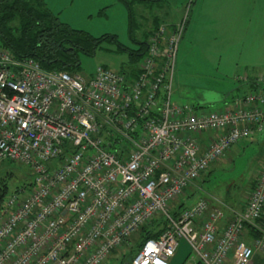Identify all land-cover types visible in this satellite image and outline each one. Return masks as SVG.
<instances>
[{
  "label": "built area",
  "instance_id": "obj_1",
  "mask_svg": "<svg viewBox=\"0 0 264 264\" xmlns=\"http://www.w3.org/2000/svg\"><path fill=\"white\" fill-rule=\"evenodd\" d=\"M186 20L148 34L134 73L104 64L89 75L48 70L0 46V163L32 170L0 206V264H106L157 217L164 226L126 264H168L180 238L194 264H254L264 232L251 242L243 233L264 213V162L222 229L225 211L208 198L174 207L214 160L264 131V71L258 89L220 109L172 100Z\"/></svg>",
  "mask_w": 264,
  "mask_h": 264
},
{
  "label": "rangeland",
  "instance_id": "obj_2",
  "mask_svg": "<svg viewBox=\"0 0 264 264\" xmlns=\"http://www.w3.org/2000/svg\"><path fill=\"white\" fill-rule=\"evenodd\" d=\"M43 2L73 27L96 36L107 33L96 45L93 54L79 53V72L83 75L91 74L98 64L116 70L126 65L135 66L139 59L131 62L126 50L120 49L118 43L135 48L138 43L134 38L144 39L154 16L159 22L170 23L178 21L186 13L187 20L175 57L171 96L176 102L203 105L196 108L197 112L220 109L221 98L245 92L241 86L245 78L238 77L245 71L252 77L264 71V0H250L252 7L248 6L247 13L241 15L236 13L246 8L238 6L239 0H142L131 7L123 0ZM17 22L15 19L10 24ZM256 134L252 136L255 138L244 139L239 145L240 141L233 144L226 152L228 156L219 165L212 171H206L204 178L201 174L194 181L192 187L199 185L196 193H191V198L181 196L175 203L185 206L199 197L212 201L219 197L229 202L239 198L264 152V132ZM31 171L29 165L17 160L1 163L0 181L7 183L2 204L17 187L30 182ZM23 192L27 193L25 189ZM220 207L223 208L222 205ZM139 229L127 243L112 250V259L108 264H118L122 259L125 261V252L134 246ZM179 243L173 263L190 264L195 257L193 250L183 238L179 239Z\"/></svg>",
  "mask_w": 264,
  "mask_h": 264
},
{
  "label": "trees",
  "instance_id": "obj_3",
  "mask_svg": "<svg viewBox=\"0 0 264 264\" xmlns=\"http://www.w3.org/2000/svg\"><path fill=\"white\" fill-rule=\"evenodd\" d=\"M123 1L128 7H131L135 2L139 3L142 0ZM15 19L18 21L17 24L11 25L10 22ZM159 23L157 22V24L145 31L143 40H136L134 38L138 43L137 47L131 48L121 43H118V47L126 50L132 62L138 61L146 49L148 34ZM106 36L107 33L96 36L84 29L71 26L51 11L43 0H0V46L5 47L16 56L34 57L45 69L79 72V53L93 54L96 45ZM112 38H114V35ZM134 67L132 66V69L129 68V70L124 66L121 70L134 73ZM248 83L250 85L248 90L258 89V86L255 84V76L250 77ZM192 105L195 108L203 107L201 104ZM24 185L19 187H23ZM6 192L7 183L0 181V206ZM181 205L182 203L180 205L176 204L174 207L177 209ZM173 211L175 212V210ZM259 219H256L257 223ZM247 225L255 237L260 236L264 232V228L261 229L251 224ZM163 226L164 219L162 217L153 218L151 221L141 225L138 232L139 236L134 246L130 247L129 251L125 252L126 254L124 253L126 256L125 261L122 259L118 264H126L144 240L156 236Z\"/></svg>",
  "mask_w": 264,
  "mask_h": 264
},
{
  "label": "crops",
  "instance_id": "obj_4",
  "mask_svg": "<svg viewBox=\"0 0 264 264\" xmlns=\"http://www.w3.org/2000/svg\"><path fill=\"white\" fill-rule=\"evenodd\" d=\"M238 6L240 7V8H246V9H240L236 14H238V15H241V14H245V13H247V9H248V6H249V8H251L252 7V5L250 4V0H239V2H238ZM242 10H245V11H242ZM228 12H233V11H228ZM228 15V14H227ZM224 16H226V14H224ZM151 27L153 26V25H155V24H157V22L159 23V21H158V17L157 16H154L152 19H151ZM147 31V30H146ZM129 56V55H128ZM129 60L131 61V59H130V57H129ZM132 62V61H131ZM126 67H127V69H129V68H131L132 69V66L131 67H129L128 65H126ZM130 70V69H129ZM250 74L249 73H247L246 71L243 73V74H241V75H239L238 77H240V76H242V77H244L245 78V80H243L242 82V87H244L243 88V91H245V92H247L248 91V88H249V83H248V79H250V77H252V76H249ZM244 92V93H245ZM238 93L237 92H235V93H232V94H230L229 95V97L228 98H221L220 100H219V102L221 103V105L223 106L226 102H228L229 100H231L232 99V97L233 96H236ZM221 106V107H222ZM264 132V131H263ZM257 135V134H256ZM207 136V133H204L203 134V136H202V138L204 139L205 137ZM254 136V135H253ZM252 138H255V137H252V136H249V137H245V138H243L242 140H247V139H252ZM258 139V138H257ZM242 140L237 144V145H239V144H241V142H242ZM231 148V147H230ZM231 150V149H230ZM226 156H228V154L226 153L223 157H221V158H219V159H216V160H214L210 165H209V167L205 170V173H206V171H212L213 170V168L215 167V166H217V165H219L220 163L219 162H221V160H223ZM264 162V152H263V154L261 155V157L259 158V160H258V162L256 163V166H255V170H254V174H252L251 175V177H250V179L251 180H249V184L247 185V188L245 189V191H244V193H242L240 196H239V198H237L235 201H233V202H229V201H226V200H223L222 201V199L221 198H219V197H215V198H213L215 201H212V200H210L209 199V204H210V206L211 207H220V205H222L223 206V208L222 209H224V211H225V215H224V217L222 218V219H220L219 220V222H218V227H219V229H222L223 228V226L226 224V222H227V220L231 217V215H232V211L233 210H239V209H241L242 207H243V205L245 204V201H246V199L248 198V196H249V194H250V191H251V189L253 188V186H254V184H255V179H256V176H257V173H258V171H259V169H260V166H261V164ZM205 173H202L203 174V178L205 177V176H207V173L205 174ZM252 184H253V186H252ZM198 185V184H197ZM199 187V185L198 186H196V187H190L189 188V190H186L185 191V194H184V197H187V196H189L188 198H191V193H196V188H198ZM194 196H195V194H194ZM193 196V197H194ZM220 204V205H219ZM221 208V207H220ZM249 224H251V225H256V226H258V227H260L261 229H263L264 228V213H263V215L261 216V218L259 219V222L257 223V221H255L254 223H249ZM243 237H244V239L247 241V242H251L252 241V239H253V237H255L254 236V234H253V232H251L250 230H249V228H248V225H247V228H246V230H245V232L243 233ZM179 245H180V243L178 242V245H177V247H176V250H175V253L171 256V258L169 259V262H168V264H176V263H173L174 262V260H175V258L177 257L176 256V254H177V252H178V249H179ZM112 254V253H111ZM110 254V258H109V260L108 261H111V259H112V255ZM231 260V259H230ZM194 262H195V257H192V261H191V263L190 264H194ZM253 263L254 264H264V249L263 250H259V249H256L255 251H254V255H253ZM108 264V263H107ZM180 264H184L183 262H181Z\"/></svg>",
  "mask_w": 264,
  "mask_h": 264
},
{
  "label": "flooded vegetation",
  "instance_id": "obj_5",
  "mask_svg": "<svg viewBox=\"0 0 264 264\" xmlns=\"http://www.w3.org/2000/svg\"><path fill=\"white\" fill-rule=\"evenodd\" d=\"M128 47V46H127Z\"/></svg>",
  "mask_w": 264,
  "mask_h": 264
}]
</instances>
